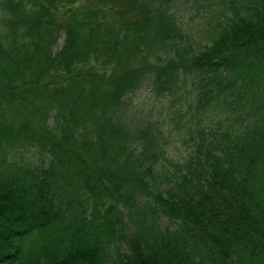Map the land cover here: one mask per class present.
<instances>
[{
    "label": "trees",
    "instance_id": "16d2710c",
    "mask_svg": "<svg viewBox=\"0 0 264 264\" xmlns=\"http://www.w3.org/2000/svg\"><path fill=\"white\" fill-rule=\"evenodd\" d=\"M178 1L0 0V264H264V0Z\"/></svg>",
    "mask_w": 264,
    "mask_h": 264
},
{
    "label": "rangeland",
    "instance_id": "374dc122",
    "mask_svg": "<svg viewBox=\"0 0 264 264\" xmlns=\"http://www.w3.org/2000/svg\"><path fill=\"white\" fill-rule=\"evenodd\" d=\"M212 6V7H211ZM216 10L215 16L221 14L219 10H222V6L217 0H203L200 2L193 1H178L176 3V9L182 19L183 32L186 38V41L195 44L197 48H202L204 44L211 43V33L215 25L210 24V18L214 14L211 9ZM63 39L60 40L62 45ZM133 106L137 110V115L133 114L135 118H143L148 116L152 121L159 120V124L166 127L167 125L171 128L167 141V150L168 155L172 157L175 161H185L190 153V143L187 142L188 139V127L185 126L186 118L190 115L186 109L182 112V120L179 119L177 115L172 117V112L169 106L164 107L163 103L157 101L152 94L143 90L139 92L132 98ZM158 108V109H157ZM161 112V114H160ZM168 114H171V119L164 122L161 120ZM153 117V118H152ZM179 121L178 125L175 124V121ZM165 130V129H164ZM164 133V131H163ZM168 136V137H169ZM164 223H167V219L163 220Z\"/></svg>",
    "mask_w": 264,
    "mask_h": 264
}]
</instances>
